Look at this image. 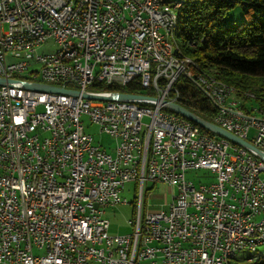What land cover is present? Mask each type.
Listing matches in <instances>:
<instances>
[{"label":"built area","instance_id":"2783aa9c","mask_svg":"<svg viewBox=\"0 0 264 264\" xmlns=\"http://www.w3.org/2000/svg\"><path fill=\"white\" fill-rule=\"evenodd\" d=\"M180 3L0 0V263L225 264L226 251L238 263L253 260L239 249L264 246V161L166 107L181 105L176 82L186 76L167 42L170 8ZM49 41L58 49L38 54ZM69 42L83 59L71 60ZM135 81L150 99L104 100L121 92L92 88ZM37 83L78 95L26 88ZM202 92L216 109L212 123L264 154V118ZM84 115L116 140L113 154L86 132ZM194 170L213 181L196 186L187 179ZM129 181L137 183L132 232L112 236L106 209L128 204ZM147 182L174 190L168 210H148Z\"/></svg>","mask_w":264,"mask_h":264},{"label":"trees","instance_id":"16d2710c","mask_svg":"<svg viewBox=\"0 0 264 264\" xmlns=\"http://www.w3.org/2000/svg\"><path fill=\"white\" fill-rule=\"evenodd\" d=\"M181 1L176 37L183 54L206 72L234 86L239 94L255 92L258 100L254 103L264 107V0ZM238 6L246 20L240 25L228 23L227 14ZM192 42L193 48L189 46ZM176 86L181 106L206 121H213L216 109L195 83L187 76H180ZM102 87L134 95L154 94L136 81L125 87L94 84L92 88ZM248 259L243 258V263L264 264V256Z\"/></svg>","mask_w":264,"mask_h":264},{"label":"rangeland","instance_id":"374dc122","mask_svg":"<svg viewBox=\"0 0 264 264\" xmlns=\"http://www.w3.org/2000/svg\"><path fill=\"white\" fill-rule=\"evenodd\" d=\"M225 20L228 23L240 25L246 20L241 8L238 6L230 11ZM58 49L57 44L54 41H49L38 48L37 52L40 55L52 53ZM17 59L8 57V62H16ZM256 105V104H255ZM85 130L91 134L95 139V144H100L107 148L109 153H114L117 142L114 138L108 134L102 132L99 124L93 123L88 115H84L82 118ZM149 119L145 118L144 123H148ZM251 135L255 134L254 130H251ZM214 173L209 170H194L187 172V179L193 181L196 186L201 184L206 185L213 181ZM136 181H129L125 184L123 191L121 192L122 199H126L128 204H119L116 207L106 209V218L110 222L109 233L112 236L129 235L132 232V226L129 224L134 218V202L137 196ZM147 192H151L147 200V208L150 212H157L161 210H168L170 204L173 201L175 195L174 190L164 184L157 183L155 186L151 182L146 183ZM260 252H264V246L259 247ZM248 255L246 252H242L239 256ZM7 264V263H0ZM237 264H244L243 260L238 259Z\"/></svg>","mask_w":264,"mask_h":264},{"label":"bare ground","instance_id":"6f19581e","mask_svg":"<svg viewBox=\"0 0 264 264\" xmlns=\"http://www.w3.org/2000/svg\"><path fill=\"white\" fill-rule=\"evenodd\" d=\"M175 2L181 3L178 8H170L168 16L167 42L170 57L185 69L188 79L195 83L201 91L209 90L213 93L216 96V104L220 107L232 108L237 106V111L242 114L264 118V107L254 103L258 100V95L255 92L249 91L239 94L234 86L217 78L216 75L206 72L192 58L183 54L176 37L179 21L178 12L182 1L175 0ZM32 37H39V30H32ZM189 46L193 48L195 43L192 42ZM69 49H76V42H69ZM83 57L84 48H77L75 53H71L72 61H80ZM262 102L264 103V97H262ZM262 229H264V222H262ZM243 245H255V238H243ZM242 252L248 253V255L243 256H252V259L264 256V252L253 251V249H239V254ZM225 264H237V258H234L233 251H226Z\"/></svg>","mask_w":264,"mask_h":264},{"label":"water","instance_id":"95a60500","mask_svg":"<svg viewBox=\"0 0 264 264\" xmlns=\"http://www.w3.org/2000/svg\"><path fill=\"white\" fill-rule=\"evenodd\" d=\"M5 82H6L5 80L0 79V85H3ZM26 88L34 90V91H38V92L78 95L77 92L70 91V90H67L65 88H58V87H54L51 85L40 84V83L32 84V85L27 84ZM84 96L86 98H96V97H93L87 93H85ZM100 99H104V100L119 99L120 101H132V100H136V99L146 100V99H150V98H148L147 96H142V95L120 93V94H115L109 98L101 97ZM166 107L168 109H170L171 111H173V112L183 116L184 118L192 121L193 123L198 125L200 128H203V129L207 130L208 132H211L215 135H218L219 137H224V138H226V139H228L234 143H237L241 146H244L248 149L255 151L259 155L260 159L264 161V154L262 152H260L258 148H256L252 144L246 142L245 140L235 136L234 134L224 130L223 128L217 126L216 124L202 119L201 117H199L196 114L192 113L191 111L187 110L185 107L181 106L180 104L166 102Z\"/></svg>","mask_w":264,"mask_h":264}]
</instances>
